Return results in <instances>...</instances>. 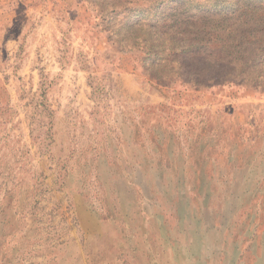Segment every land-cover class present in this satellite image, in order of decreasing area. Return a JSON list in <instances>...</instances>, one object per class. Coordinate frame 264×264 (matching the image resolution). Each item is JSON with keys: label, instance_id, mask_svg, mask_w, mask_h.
<instances>
[{"label": "rangeland", "instance_id": "374dc122", "mask_svg": "<svg viewBox=\"0 0 264 264\" xmlns=\"http://www.w3.org/2000/svg\"><path fill=\"white\" fill-rule=\"evenodd\" d=\"M263 109L264 0H0V264H263Z\"/></svg>", "mask_w": 264, "mask_h": 264}, {"label": "trees", "instance_id": "16d2710c", "mask_svg": "<svg viewBox=\"0 0 264 264\" xmlns=\"http://www.w3.org/2000/svg\"><path fill=\"white\" fill-rule=\"evenodd\" d=\"M179 15L182 16V14H179ZM190 17L192 18V20H194L195 14H191ZM170 27H171V30L166 32V33H168L169 36H167V38L162 42V46L160 48H157V49H163L162 47H164L166 50H169V52H168L169 56H172V55L178 56L181 54H197L198 47H196V46H197L198 42L197 43L192 42L189 44H187L188 42H182V40L180 38H178L177 35L169 34V33H171V31L172 32L175 31L174 33L178 34L179 33V31H178L179 27L176 25H173V24L170 25ZM209 39H211V38H209ZM140 44L141 43H139V42H133V44H131V45H133L135 47V51H137V50L144 51L148 55L151 53H155V55H157L158 57L163 55L162 53H160V51H162V50H159V52H153V50H152L153 44L148 43L149 44L148 47H145V46L141 47V46H139ZM123 45H124V47L122 48L121 51H123V52L130 51V50H125L126 44H123ZM130 47H132V46H130ZM206 48L211 53H214L215 48L213 46V42L209 41L206 44ZM167 61H169V60H167ZM181 65H182V63L180 61H177L176 65L172 66L171 68L166 67L167 73H171L172 71H175L177 73L178 72L181 73L180 71L183 68ZM207 79H209V78H207ZM186 81L188 83H191V82L197 83V81H195L192 78H188Z\"/></svg>", "mask_w": 264, "mask_h": 264}, {"label": "crops", "instance_id": "0c3cea01", "mask_svg": "<svg viewBox=\"0 0 264 264\" xmlns=\"http://www.w3.org/2000/svg\"><path fill=\"white\" fill-rule=\"evenodd\" d=\"M9 11V10H8ZM9 15H11V14H9ZM262 117H260V119L259 120H264V109L262 110ZM250 120H252V119H250ZM254 120H257V118H255ZM264 264V263H263Z\"/></svg>", "mask_w": 264, "mask_h": 264}]
</instances>
